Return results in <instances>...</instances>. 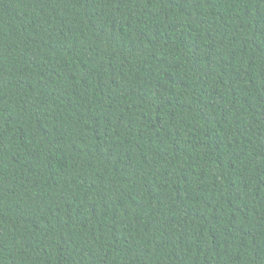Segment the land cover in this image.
Here are the masks:
<instances>
[{"label":"trees","instance_id":"obj_1","mask_svg":"<svg viewBox=\"0 0 264 264\" xmlns=\"http://www.w3.org/2000/svg\"><path fill=\"white\" fill-rule=\"evenodd\" d=\"M0 264H264V0H0Z\"/></svg>","mask_w":264,"mask_h":264}]
</instances>
